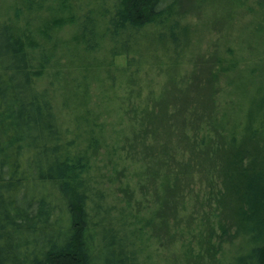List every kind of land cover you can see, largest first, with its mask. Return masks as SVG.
<instances>
[{
  "label": "trees",
  "instance_id": "trees-1",
  "mask_svg": "<svg viewBox=\"0 0 264 264\" xmlns=\"http://www.w3.org/2000/svg\"><path fill=\"white\" fill-rule=\"evenodd\" d=\"M177 1L101 0L98 17L91 7L79 17L53 19L40 32L50 39L49 29L76 24L75 42L94 53L101 44L98 27L103 18L111 55L127 58L121 75L137 84L138 67L130 71V53L148 27L157 28L159 39H170L179 55L182 26L179 18H172ZM258 3L264 7V0ZM53 60L31 28L21 31L0 18V264H147L146 228L153 218L136 211L130 201L125 205L119 200L117 189L127 191L128 177L123 183L117 174L125 176L117 163L121 154L113 164L99 155L106 146L103 124L86 116V123L75 130L61 123L50 89L41 85ZM108 79L115 88L116 76ZM256 103L229 140L210 144L209 132L188 137L194 151L207 152L216 162L221 185L212 212L218 220L207 232L205 219L188 229L193 236L183 248L187 256L207 255L213 264H264V93ZM145 106L148 111L141 110L152 114L154 105ZM148 131L142 134L145 146L150 144ZM153 177L162 179L167 195L180 188L178 172L155 171ZM169 202L165 196L164 211ZM205 216L210 220L208 212Z\"/></svg>",
  "mask_w": 264,
  "mask_h": 264
},
{
  "label": "rangeland",
  "instance_id": "rangeland-1",
  "mask_svg": "<svg viewBox=\"0 0 264 264\" xmlns=\"http://www.w3.org/2000/svg\"><path fill=\"white\" fill-rule=\"evenodd\" d=\"M100 1L0 0V18L21 31L31 28L35 39L54 55L41 85L50 89L61 123L75 130L86 123L82 117L86 116L103 124L106 146L99 155L111 159L110 164L117 161V153L123 157L117 163L125 176L117 174L123 183L128 177L129 185L127 191L117 189L119 200L125 205L130 201L136 211L153 218L146 228L147 264H213L207 255L183 253L193 236L189 228H198L205 219L207 232L218 220L212 212L221 185L216 162L207 152L194 151L188 137L209 132L210 144L229 140L232 131L240 132L246 113L264 93V7L258 0H178L172 18H179L182 26L179 55L170 39H159L157 28L148 27L130 53L134 59L130 71L138 67L136 84L121 75L127 58L111 55L103 18L98 27L101 44L94 53L75 42L76 24L64 22L49 29L50 42L40 32L53 19L79 17L91 7L98 17ZM112 73L115 88L108 79ZM147 103L155 107L150 115L141 110L148 111ZM145 130L150 146L141 142ZM173 153L175 159L170 158ZM168 169L180 175V188L169 195L160 186L161 178H151L155 171ZM165 196L170 201L167 211L162 209Z\"/></svg>",
  "mask_w": 264,
  "mask_h": 264
}]
</instances>
